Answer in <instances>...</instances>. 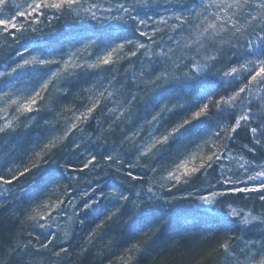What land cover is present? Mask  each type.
<instances>
[{"label":"snow or ice","instance_id":"snow-or-ice-1","mask_svg":"<svg viewBox=\"0 0 264 264\" xmlns=\"http://www.w3.org/2000/svg\"><path fill=\"white\" fill-rule=\"evenodd\" d=\"M146 6L147 0L142 2L137 0L131 7L121 2L111 4L109 0H104L103 4L95 0H27L23 7H20L15 5L13 0H0V36L11 37L15 41L18 39L17 33L22 34L29 29L36 32L38 30L36 26L42 22L41 18L51 24L52 20L59 19L65 13H74L77 17L83 13L84 19L80 20L81 24L85 19L97 22L108 19L133 27L129 25V20L134 21L135 33L140 37H147L153 43H156L154 39L156 33H163L166 30L159 26L165 25L171 30L169 40H173L176 45H180L181 40H184L185 49L196 46L194 55L181 57L187 62L189 72H194L196 76H205L206 70L209 69L215 71L213 62L221 59L220 53L227 46L232 59L221 73V78L222 82L229 85V91L215 99L221 81L201 80L199 84L188 85L187 90L177 98L173 106L165 105L146 121L150 127L143 142L137 143L139 133H133L128 139L138 149L141 157L158 155L160 150H168L169 154L173 155L168 146L171 144L175 147L176 153L165 178L172 182V187L181 182L188 183L197 173L207 176L209 170L219 167L221 183L232 185L233 188L229 193L212 192L211 196L198 197L202 204H214L216 197L219 196L244 194L247 197L249 193H259L258 199L264 203V163L254 164L252 159H246L242 154L234 155L230 147L236 143L238 131L246 129L252 145L247 147L248 153L254 157L259 150H264V0H210L209 3L202 4L199 11L193 8L192 16L195 17V22L192 16L183 14L171 18L162 17L155 21L157 27L151 34L146 31V28L150 27L147 21L141 19L138 14H132L134 9ZM13 8L15 11H12ZM98 13L112 15L100 16ZM169 19L173 21L171 24ZM126 32V28H117L108 32L94 31L91 35H70L62 41L49 42L46 48L38 49L37 54L25 57L24 52H20L22 60L17 61L10 71H0V113L9 110L15 113L12 120L7 116L0 117L5 121L0 125V134L6 130L15 131L13 120L19 121L21 116L28 121L34 120L35 116L32 113L40 111L37 105L45 99L43 93L49 89V85L54 81L58 84L61 79L70 80L80 69H84L85 72L89 69L100 70L106 66L114 69L122 61H131L132 58L143 55L152 65L146 84L157 86L158 82L169 80L171 77L169 61L176 67L180 66L172 55L177 49L171 46L167 49L160 47L158 52L153 53L150 45L130 38L125 35ZM241 40L243 44L240 43ZM74 42L81 44L82 47L63 51L65 43L71 45ZM93 46L97 50L94 61L81 63L79 55L81 53L91 55L89 49ZM210 47L214 49L211 52ZM153 55L160 58L159 67L152 60ZM197 56L201 59L198 60ZM144 74L141 72V76ZM115 78L114 73L112 80L106 81L109 87L113 85ZM29 79L33 84L26 91L17 87ZM174 79L179 81L180 78ZM188 79L191 77L186 73L183 83H187ZM89 91L91 93V90ZM105 93L109 98L114 95L106 87L104 91L99 92L95 100L84 107L83 111H73L70 123L66 125L62 135L49 134L39 145L40 150L33 151L29 164L25 165L22 171L17 174L9 169L11 175L7 177L0 173V184L11 185L19 177L41 168L40 161H44L46 155L50 156L52 150L68 140L75 130L79 129L82 133L81 125L87 124L99 107L101 98L105 97ZM185 97L186 101L181 103L180 100ZM136 99L134 93L127 98L117 119L130 110ZM171 113H176L180 118L170 120ZM47 123L51 124V121ZM80 147V143L73 140L68 146L69 152L75 153ZM154 149L157 151L154 152ZM103 159L113 162L114 157L107 154ZM225 161L227 165L224 164ZM233 161L236 164L235 169L231 167ZM96 162L97 157L92 155L81 168L68 163L59 166L63 171L52 169L41 176L43 181L41 195L47 194L48 199L40 201L39 197H34L33 199L38 202L26 212L29 221L34 222L36 227L47 230L42 248H47L57 238L55 232L60 230L59 219L67 215L65 209L61 207L65 204V198H68V207H71L73 214L77 216L81 210L87 212L99 203L93 196L91 202L85 200L80 208H77L75 202L71 201V193H68L67 189L58 191L59 181L65 178V171H84L90 166L94 170ZM150 171L154 172L155 168H151ZM127 175L133 180L141 179L131 172ZM249 181L259 183L248 187ZM168 190L171 191V188ZM92 191L96 192V189L93 188ZM147 192L153 193L152 186L147 188ZM84 195L87 197L90 193ZM98 195L101 199L107 198L112 202V210L107 217L109 220L119 217L125 204L132 205L130 211L134 214L141 211V205L136 203L135 199L130 201L129 195L118 187L114 186L110 193L105 191ZM134 196L138 198L140 193L136 192ZM152 198L151 195L148 197L149 200ZM227 216L240 220L242 226H251L252 222L257 226H264V216H254L251 211L242 212L229 207ZM36 238L39 239V234ZM143 243L133 244L128 252H139ZM25 250L27 251V246ZM217 250H222L234 264H264V238L256 240L241 236L238 247H231L230 242L225 241L218 245ZM15 251V248L10 247L8 255ZM61 251L67 249L63 248ZM55 254L58 256L60 253L58 251ZM0 264H9L8 258L0 259Z\"/></svg>","mask_w":264,"mask_h":264},{"label":"trees","instance_id":"trees-1","mask_svg":"<svg viewBox=\"0 0 264 264\" xmlns=\"http://www.w3.org/2000/svg\"><path fill=\"white\" fill-rule=\"evenodd\" d=\"M199 2L200 0H172L171 5L184 6L183 10ZM64 19L65 22L61 20L52 24L42 44L40 42L30 46L43 49L48 46L49 42L62 41L66 36L91 35L94 31L108 32L115 30L113 25H111L112 28L101 27L93 31L77 30L69 23V19L65 16ZM66 22L69 24L68 26H66ZM121 25L122 23L117 21L116 29L124 28ZM70 28H73V30ZM65 29L68 32H65ZM29 35L31 34L28 31L19 43L29 42ZM18 45L11 39H7L0 46V71H4L3 65L8 63ZM71 45L70 48L79 45V43L74 42ZM66 48L68 49V46ZM66 48H63V51ZM89 51H91V55L84 53L82 59L93 62L97 50L93 46ZM225 57H227V54H223L220 60L213 62L215 71L209 69L208 76L223 68L221 64L224 59H227ZM147 64L146 67L151 68L150 62ZM155 65L159 67V63ZM123 68L119 64L114 69L107 66L100 70L89 69L86 72L84 69H80L70 80H65L64 84L61 82L62 84L57 85V82L54 81L52 85H49V89L44 96L45 99L39 105L40 111L32 113L35 119L28 121L24 116H21L19 122L22 126L14 127L15 131H8L5 135V138H7L5 141L0 138V155L3 156L0 171L11 174L9 172V169H11L12 173H17L29 164L33 151L40 150L39 145L48 138L49 134L62 135L64 128L70 123L73 111H83L84 107L95 100L99 92L104 91L106 87L114 93L110 98L107 93H105V97L101 98V103L93 114L92 123L87 127V132L92 133L94 122L98 121L101 124L99 125L100 133L95 134V136L99 134L100 137L96 145L91 143L92 139L86 141L85 138L81 137V134L76 133L60 144L58 148L53 149L50 156L46 155L44 161H40L41 168L34 169L33 172L19 178V183L15 185L13 190L12 199H9L6 204L0 207V259L7 257L9 264H33L31 258L35 260L41 256L30 249L27 251L23 249L25 246L30 247L27 232L31 227L28 225V212L26 210L35 207L38 201L34 200V197H39L40 201L44 197V195H41L43 188L41 176L44 172L52 169L63 171L59 166L68 163L75 167L77 162L75 156L77 154L68 153V146L74 138L75 140L84 141L82 148H84L86 156L96 155L98 159L96 163L100 167L95 178L99 179L104 188L109 191H112L114 186L118 187L119 190L129 195L130 201L135 199L136 190L145 187L148 183L160 181L170 169L173 156L176 153L175 147L171 144L168 146L173 155H170L168 150H160L158 155L152 156L150 154L148 157H141L138 149L132 145L128 137H131L133 133H139L137 143L143 142L150 127L146 124V121L151 119V116L160 111L165 105L173 106L177 98L181 97L182 93L187 90L188 85H196L200 81H190L188 79L187 83H183L185 76L180 78L182 74L175 70L171 72L169 80L158 82L157 86H152L145 83L150 74L149 70H146L145 74L141 76V71L138 67L137 69L135 67L131 75L125 77L126 74H122ZM114 73L115 81L109 87L106 81L112 80ZM174 77H179V81ZM214 81L220 80L215 79ZM227 86L229 85L221 83L215 99H219L226 92L224 89ZM89 90H91V93ZM133 93L137 96L136 101L132 103L130 110L123 117L117 119L119 111L123 110L127 102V98ZM186 99L185 97L180 102L184 103ZM179 118L176 113L169 114L170 120ZM47 121H51V124ZM23 125L24 127L27 125V129H24ZM96 139H98V136ZM225 142L227 143V141ZM5 143H7L6 147L3 146ZM103 144H105V147L102 146ZM235 145L239 146L240 149L245 146H252L250 134L246 129L238 131ZM98 150H101L102 153H95ZM153 151L156 152L157 150L154 149ZM107 154L114 157L113 162L104 163L103 156ZM245 155L260 163L264 159V150H259L254 157L248 151L245 152ZM116 160L122 162L116 163ZM125 166L136 168V172L141 179L132 181L125 177L121 172ZM153 167L155 168L154 172L150 171ZM82 175L79 179L80 182L85 176ZM65 176L67 174H64ZM65 180L66 178L61 179L58 186H63ZM200 181L199 177H195L188 184L178 186L172 191L166 192L167 189L163 190L165 201L171 202L172 199L173 201L178 199L171 205L166 207L161 205L162 203L145 205L141 206L139 213L134 214L130 211L132 205L125 204L119 217H113L111 220L107 218L111 210L100 217L101 210H107L111 207L108 205L102 206L99 203L94 205L93 208L83 213L84 221L81 226H75L69 230L68 241H70V244L65 247L67 251L60 252L62 258L60 263L234 264V261L227 257L222 250H217L218 245L229 241L231 247H238L241 236L245 239L259 240L264 238V232L261 231L260 227L241 231L233 223L210 216L204 217L202 221L205 224L203 227L196 229L194 221L198 220L196 218L197 212H183L185 209L183 206L185 205L182 206V197L196 188ZM80 182H74V187L80 189L83 186ZM224 201L246 209L255 208L253 204H249V201L244 200L241 194L228 195L224 198ZM73 202L78 208L80 202L78 200ZM176 208L178 210H174ZM184 216L190 217V219L184 221L182 220ZM199 230L202 232L199 233ZM18 231L19 233H17ZM141 242L144 243L139 252H128L133 244ZM52 246L56 247V245ZM10 247L15 248L16 251L9 256ZM132 255L134 260H123L126 256ZM240 258L243 259L242 256Z\"/></svg>","mask_w":264,"mask_h":264},{"label":"rangeland","instance_id":"rangeland-1","mask_svg":"<svg viewBox=\"0 0 264 264\" xmlns=\"http://www.w3.org/2000/svg\"><path fill=\"white\" fill-rule=\"evenodd\" d=\"M171 1L172 0H147V6L146 7L136 8V9H134L132 14H134V15L138 14L141 19H144L145 21H147V23H148V25H150V27L146 28V31H148L149 34H151L153 32L154 28L157 27V25L155 24L156 20H158L162 17L171 18L174 15H181V14L186 15V16H192L193 8H195L197 11H199L202 4H206V3L210 2V0H200V2L198 4H194V6L186 7L185 9L182 10V8H184V6H179V5L172 6ZM26 2H27V0H13V3L15 5H19L20 7H23V5ZM95 2L103 4L104 0H95ZM118 2L125 3L129 7H131L134 3L137 2V0H109V3H111V4H115ZM141 2H142V0H141ZM12 11H15V8H13ZM98 15H100V16H111L112 14H110V13H107V14L106 13H98ZM64 16L67 19H69V23H71L73 28L75 27L77 30L93 31V30L99 29L101 27L112 28L111 25H113L115 27V29L117 27V26H115L117 21L108 20V19H104L100 22H97V21L91 20V19H85L84 23L81 24L80 20L84 19L83 13L81 14L80 17H77L74 13H71V14L65 13L59 19L52 20L51 24H48L43 18H41L42 22L40 25L36 26L38 29L36 32H33L30 29L28 30L29 34H31V35H29V37H30L29 42L19 43L20 39H22L23 35L28 33V31H26L22 34L17 33L16 35H17L18 39L15 41L12 40L11 37L0 36V46L3 45V42L7 39H11L17 45L19 43L17 48H15L16 51H14V53L12 54V57L9 59L8 63L6 65H3L4 71H10L11 67L14 66L17 63V61L23 59V57H21L19 55L20 52H24L25 57H27L29 55L37 54L38 49L35 48L34 46H30V45L40 43V42L42 44L43 41L45 40L46 35H48V33H49L48 31L51 29L52 24H54L55 22H59L61 20L63 22H65V19L63 20ZM192 19L195 22L194 16H192ZM172 22L173 21L171 19H169V24H171ZM68 25L69 24L66 22V26H68ZM129 25H132L133 27H129L128 25H124V24L121 25V27H124L127 29L128 33L126 35L129 36L130 38L134 39V40H139V41H141L147 45H150L153 53L158 52L160 47H164L165 49H167L169 46H171V47H174L177 49L176 52L172 53V55L176 58V61L180 66L176 67L175 65H173L171 63V61H169V72L170 73L177 70L182 74L180 76V78H183L185 76V74L187 73L188 76L191 77V79H189L190 81L196 80L198 82L199 81L201 82V80H206V82H209V81L212 82L215 79H217V80H220L221 83H224V82H222L221 73L223 72L225 67L231 62V59H232V57L229 56V54H228L229 49L227 48V46H225L224 51H222L220 53V56H222L223 54H227V57H225L227 59H224L222 64H221V67H223V68H220L217 71V73H214L213 75H210V76L207 75L209 70H206L205 76H196V74L194 72H191V73L189 72L187 62L181 58L183 55H189V56L194 55L195 54V47H196L195 45L193 46L192 49H185L183 47L184 40H181L180 45H176L173 40H169V35L171 34V30L169 28H167V26H165V25L159 26V27L165 28L166 30L163 33H160V32L156 33V35L154 37L156 43H153L152 41L148 40L147 37H140L138 34H136L135 29H134V25H135L134 21L129 20ZM70 29H72V28H70ZM65 32H68L67 29H65ZM33 37H34V39H32ZM240 43L243 44V40H241ZM67 46H68V49L66 48ZM70 46H72V45H70L68 43L65 44L63 46V48H66V50H64V51L65 52L68 51ZM81 47H82V45L79 44V45H76V46L71 47V48H72V50H75V49L81 48ZM213 50H214L213 48H211V47L209 48L210 52ZM231 51H235V50H231ZM83 54L84 53H81L78 57L81 63L85 62V60L82 59ZM196 58L198 60L201 59L199 56H197ZM152 60L155 62V64H157V63L160 64V58L159 57L153 55ZM147 63H149V61L143 55H138V57L132 58L131 61H128V60L122 61L120 63L121 66L124 67L122 74H126L125 77H129L131 75V72L135 70V67H136V69L138 67V69L141 72H142V70H143V72H146V70L148 71L150 68L149 66L146 67L148 65ZM201 63H203L202 60H201ZM171 67H172V69H171ZM131 77H133V76H131ZM61 82L64 84L65 80L61 79L57 85L62 84ZM32 84H33V81L31 79H29L25 83L18 84L17 87L26 91L28 89V87L32 86ZM225 84H227V83H225ZM224 90L229 91L230 90L229 86H227V88ZM46 93H47V91L45 93H43V95L45 96ZM224 94L225 93H223L222 95H224ZM41 102L42 101H40L39 104L37 105L38 107H39ZM93 114H92V117L88 120L87 124L81 125V127H83V132L81 133V132H79V129H77L72 133L71 136L75 135L76 133L79 135L81 134L82 135L81 137L85 138L86 141H90L92 139L91 143L93 145H96L98 143V140L100 139V137H99V134L96 136H95V134H97L98 132L100 133V131H99L100 126L99 125H101V124L98 121H95L92 133L87 132V130H88L87 127H88L89 123L93 120ZM14 115H15V113L11 112V110L0 113V117L7 116L9 118V120H12ZM19 120H20V118H19ZM3 123H5V121L2 118H0V125H2ZM17 126H22V125H20L19 121L13 120V127H17ZM23 127H24V125H23ZM24 129H27V125H25ZM8 131L9 130H6L4 133L0 134V138H3L4 141H5V139H7V138H5V135H6V133H8ZM97 136H98V139H96ZM73 140H75V138ZM75 141L79 142L81 147L79 149L75 150V153L77 155L75 153H72V154H75L76 155L75 158L77 159L75 167L81 168L83 166V163L86 162V160L89 159L92 155L86 156V154L84 153V150H83L84 148H82L84 141H82V140H75ZM3 146L6 147L7 143H5ZM102 146L105 147V144H103ZM230 147L233 149L234 155L242 154L245 156L246 159H250L245 155V152L247 151V146H245L243 149H240L239 146L237 147V145H235V146L230 145ZM101 150H98L97 152L94 151V152L95 153H102ZM68 153H70V152H68ZM103 158H104V156H103ZM2 159H3V156L0 155V163H1ZM252 161L254 164L259 163V162L258 163L255 162L253 159H252ZM107 162L108 161L104 160V163H107ZM260 163H264V159ZM224 164L227 165V161H225ZM99 167L100 166L96 163L94 170H93L92 166H90L89 169H85L84 171H75V172L65 171L64 174L65 175L67 174V176H65L66 180L64 181L63 186H58L59 191L62 192L64 189H67V192L71 193V198H70L71 201H75V200L77 201L78 200L80 202L78 204L79 205L78 208H80V206L85 202V200L91 202V199L93 196L96 197V199L99 201V204H101L102 206L108 205L109 207L112 208V202H110L107 198L101 199L100 196L98 195V193H100V192H105V191L109 192V193L111 192V191L107 190L106 188H104V186L100 183L99 179L95 178V175L99 172ZM231 167H233V169H235V167H236L235 161H233ZM225 170H227V169H225ZM121 172L128 179H130L132 181H136L127 175V173L131 172L134 175L138 176V174L136 172V168L125 166ZM0 173L4 174L6 177L11 175L8 173H4L2 171H0ZM18 173L19 172H17V174ZM82 174H84L85 176L82 178V181L80 182L79 179L81 176H83ZM229 174L231 175V173H229ZM167 175H168V172L166 174H164V177L160 181H155L154 183H148L145 185V187H143L139 190H136V192L140 193V196L138 198L135 197L136 203H139L141 206H145V205L149 206V205H154L155 203H160V204L162 203L161 205H165V207H166L168 205H171L174 201H177L178 199H175L174 201L172 199L171 202L165 201L166 199L164 198L163 190L167 189L166 192H169V190H168L169 188H171V191H172L176 187L181 186V185L184 186L188 183L181 182L180 184H177L175 187H172V182L165 179L167 177ZM195 177H199V179L201 180L200 184H198V186H196V188H194L193 190L188 192L187 195L182 197V206L185 205V206H183L185 208L183 210V212H186V213L197 212L196 218H198V220L194 221L195 222L194 224L196 225V227H195L196 229H198L199 227H203V225L205 223L201 220L204 217L210 216V217H214V218L219 219V220L226 221L228 223H233L234 225L239 227L241 231H243V230L246 231V230L253 228V227H260L261 231L264 232V226H257L255 222H252L251 226H242L240 220L231 219L227 216V211L229 210V207L236 208L238 211H242V212L251 211L254 216L255 215L264 216V203H262L258 199L259 193H249V194H247V197H245L244 194H241L243 196V199L249 201V204H253L256 209L253 207L246 209V208H243L240 206L228 204L227 202L224 201V198L227 197L228 195L216 197V202L214 204L205 205L199 201L198 197H200L202 195L203 196H211L212 192L229 193V192H231L233 186L221 183V176H220L219 167H216L214 169L209 170V173L207 176H204L201 173H197L195 176H193L189 180V182L191 180H193ZM19 178H21V177H19ZM69 178H70V181H69ZM234 179H235V177H234ZM67 181H69V182H67ZM74 182H80L81 184H83V186L81 187L82 189L81 188L78 189L76 186L74 187V185H75V184H73ZM17 183H19V179L15 180L13 182V184H11V185L0 184V193H2V195H0V207L3 204H6L9 199L10 200L12 199V196L14 195L13 190L15 188V185H17ZM258 183L259 182L249 181L247 186L253 187V186H256V184H258ZM149 186H152L153 193L147 192V188ZM238 186L244 187L245 185H238ZM93 188L96 189V192L92 191ZM84 193H90V195H88L86 197L84 195ZM150 195L153 197L151 200L148 199V197ZM47 199H48V195L45 194L41 201H44ZM52 199H55V197H52ZM68 203H69V200L67 198V200H65V204L61 206L65 209V212L67 215H66V217H62L59 219L60 230L55 232V235L57 238L47 248L41 247V245L45 242L47 230L46 229H40V228L36 227L34 222L29 221L27 219L29 221L28 225L31 227L27 232L28 239L30 242V247H27V250L30 249L33 252H36V254L41 255L40 257H38L35 260H33L34 258H31L33 264H61L60 261H62V258L60 256V254L57 256L55 253L58 251L60 253L61 249L65 248L66 245L70 244V241H68L69 230H71L75 226L80 227L81 226V219H83V221H84V218L82 216L84 211L81 210L79 213V216L74 215L73 209L71 207H68ZM111 208H108L107 210L106 209L101 210L102 213H100V217L102 215H104L105 212L108 213L109 212L108 210H112ZM174 210H178V209L176 208ZM181 212H182V210H181ZM189 219H190V217L184 216L182 220L187 221ZM199 219H201V220H199ZM77 220H78V222H77ZM24 231H25V229H24ZM65 232H67V235H65ZM201 232L202 231L199 230V233H201ZM17 233H19V231ZM29 233H31V235H29ZM38 234H39V239L36 238ZM52 245H56V247H53ZM23 249H25V247H23ZM129 257H131V259H129ZM123 260L132 261V260H134V257H133V255L132 256H126L125 258H123ZM128 263H130V262H128Z\"/></svg>","mask_w":264,"mask_h":264},{"label":"bare ground","instance_id":"bare-ground-1","mask_svg":"<svg viewBox=\"0 0 264 264\" xmlns=\"http://www.w3.org/2000/svg\"><path fill=\"white\" fill-rule=\"evenodd\" d=\"M72 30H73V28H72ZM90 123H92V121H91ZM90 123H89V124H90ZM201 221H202V220H201ZM204 231H205V230H204Z\"/></svg>","mask_w":264,"mask_h":264}]
</instances>
